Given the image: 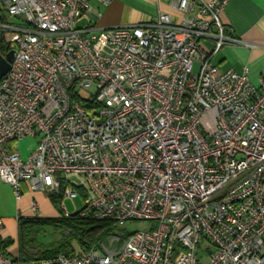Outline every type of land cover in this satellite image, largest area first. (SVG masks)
I'll return each mask as SVG.
<instances>
[{"label": "built area", "instance_id": "2783aa9c", "mask_svg": "<svg viewBox=\"0 0 264 264\" xmlns=\"http://www.w3.org/2000/svg\"><path fill=\"white\" fill-rule=\"evenodd\" d=\"M92 1L114 0H0L13 53L0 181L16 202L23 186L71 201L80 191L81 217L153 226L78 255L0 250V264H264V77L254 86L246 68L211 63L239 43L219 19L228 0H168L179 19L77 28ZM24 138L35 139L25 159ZM2 232L0 217V244Z\"/></svg>", "mask_w": 264, "mask_h": 264}, {"label": "crops", "instance_id": "0c3cea01", "mask_svg": "<svg viewBox=\"0 0 264 264\" xmlns=\"http://www.w3.org/2000/svg\"><path fill=\"white\" fill-rule=\"evenodd\" d=\"M91 8V13L84 19L95 30L137 24L152 20L159 13L169 14L177 19L181 17L170 7L168 0H114L107 7L92 1ZM219 19L225 26V34L238 40L239 43L224 46L211 59V63L221 72L233 70L240 73L246 68L250 82L256 86L258 79L264 77V0H228ZM5 187L13 196L11 188L7 185ZM26 191L23 186L22 194ZM32 201L35 200L30 199V203ZM11 215L12 217L10 213L5 212L4 200L0 198V217L3 220L2 241L9 239V236L12 237L13 244L5 251L11 257H15L18 252L17 207L13 209ZM9 219L13 220L16 227V238L6 231L5 225Z\"/></svg>", "mask_w": 264, "mask_h": 264}, {"label": "rangeland", "instance_id": "374dc122", "mask_svg": "<svg viewBox=\"0 0 264 264\" xmlns=\"http://www.w3.org/2000/svg\"><path fill=\"white\" fill-rule=\"evenodd\" d=\"M87 25V20L83 19L76 25V27L81 28ZM34 144L35 139L24 138L18 142H15L14 145L17 147L20 156L25 159L30 150L33 148ZM0 198L4 200L5 212L10 213V217H12L11 214L13 213V209L17 207L19 210L18 218L21 220L34 218L51 220L49 224L25 223L22 225L21 232L25 243H27V247L30 246L29 248H32L36 251L40 245L42 246L44 244L55 242L61 237L66 238L68 236L69 229L62 223L61 219L63 218L64 214H73L79 211L83 206V201L80 196L73 201L62 199L58 202V204L53 205L50 201L49 194L42 192H31L28 190L24 192L20 200L16 202L1 181ZM30 199H34L38 204L39 211L37 216L32 215V213L29 211ZM152 226V223L150 224L146 222H127L117 226L113 234L118 236L121 240H124L126 236L135 232L148 231L152 228ZM5 228L7 232L11 233L10 235H13V238H16V227L14 226L13 220L9 219L5 225ZM9 239H12V237L9 236ZM108 241L109 239L107 238L103 241L105 246H108ZM70 245L73 248L75 255L81 253L75 240L71 241Z\"/></svg>", "mask_w": 264, "mask_h": 264}, {"label": "trees", "instance_id": "16d2710c", "mask_svg": "<svg viewBox=\"0 0 264 264\" xmlns=\"http://www.w3.org/2000/svg\"><path fill=\"white\" fill-rule=\"evenodd\" d=\"M8 49L3 42L2 36L0 35V56H6ZM64 189V186L61 190ZM79 195L82 193L79 191ZM50 201L53 205L58 204L62 200V194L51 195L49 194ZM51 220L49 219H18L17 222V243L18 252L15 257H11L5 249L13 244L11 239H5L0 244V250L7 256L11 257L14 261H38L44 259L53 258L59 254L66 256L75 255L74 250L71 247V241H76L78 248L81 253L89 250L92 247L98 246L99 243L103 242L108 236L112 235L116 229V226L106 220H96L90 217L79 216V211L69 214L68 216H63L61 219L62 223L69 229L68 236L66 238L61 237L55 242L40 245L36 250L27 247V243L23 238L21 229L22 225L25 223H36V224H49Z\"/></svg>", "mask_w": 264, "mask_h": 264}, {"label": "water", "instance_id": "95a60500", "mask_svg": "<svg viewBox=\"0 0 264 264\" xmlns=\"http://www.w3.org/2000/svg\"><path fill=\"white\" fill-rule=\"evenodd\" d=\"M13 53L9 52L6 56H0V79L6 74L9 63L12 60Z\"/></svg>", "mask_w": 264, "mask_h": 264}]
</instances>
